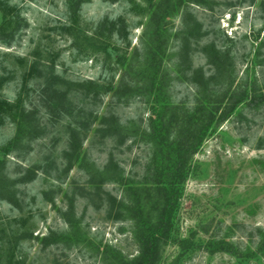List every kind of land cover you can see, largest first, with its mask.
Instances as JSON below:
<instances>
[{"label": "rangeland", "instance_id": "374dc122", "mask_svg": "<svg viewBox=\"0 0 264 264\" xmlns=\"http://www.w3.org/2000/svg\"><path fill=\"white\" fill-rule=\"evenodd\" d=\"M1 1L15 7L20 21L13 38L0 42V77L5 78L0 99L15 100L32 62L40 61L44 71L27 78L22 104L33 115L24 137L7 151L16 126L12 113L0 112V160H5L6 177L18 181L19 195L16 207L0 198V264L11 250L12 264H104L97 248L105 245L135 254L131 223L106 218L81 188L91 189V181L98 179L91 172L109 157L129 183L143 178L152 155L142 135L151 99L146 93L120 99L98 93L94 98L92 90L83 88L57 102V94L44 91L45 79L53 72L104 86L121 71L116 56L134 55L133 62L147 67L150 54L161 60L158 72L166 69L171 75L167 100L191 108L198 87L215 73L203 50L214 42L229 57L233 84L246 86L248 99L252 87L264 97V0L189 3L196 24L188 25L181 17L186 1L169 0L171 8L157 20L161 31L153 39L150 4L157 0H79L73 31L66 27L68 0ZM1 17L0 12V22ZM105 21L117 22L114 33L99 30ZM193 24L197 28L182 52L178 32ZM85 92L89 99L83 102ZM245 103L202 141L190 160L174 232L184 241H169L159 264H264V102L252 108ZM114 120L119 125L111 131ZM72 128L85 151L79 161L68 154ZM103 185L121 195V185L110 180ZM18 233L26 238L12 242Z\"/></svg>", "mask_w": 264, "mask_h": 264}, {"label": "trees", "instance_id": "16d2710c", "mask_svg": "<svg viewBox=\"0 0 264 264\" xmlns=\"http://www.w3.org/2000/svg\"><path fill=\"white\" fill-rule=\"evenodd\" d=\"M146 1L151 2V0ZM185 1L181 17L182 22L188 25L189 22L194 23L195 21L191 11H189V3H202V1ZM79 2V0L66 2L71 14L68 20L69 24L66 25L68 31H73L72 27L75 25ZM150 5L153 8L150 13V21L154 25L149 23V27L151 39H153L161 31L157 20H161L167 14L171 8V2L169 0H157ZM0 12L2 14L0 42H5L13 38L18 29L20 18L16 14L15 7L8 6L1 0ZM106 22L100 26L97 25L99 30L106 31L108 34L114 33L118 27L117 22ZM194 24L191 27L182 28L178 32L177 40H181L179 45L182 46V52H184V47L190 37H193V32L197 28V25ZM153 50H150L149 53L151 51L155 53ZM203 50L215 68V73L206 82H202L203 86L198 87L197 97L191 108L167 100L171 75L166 69L159 73L158 66L161 60L159 57L158 59L152 58L150 54L145 56L147 67H145L146 65L142 67L141 64L133 62L134 55L129 59L126 58L125 54L116 56V65L120 66L121 71L116 80H114L113 74L110 80L104 82V86L89 80L80 84V82L61 78L53 72L45 79L44 91L55 96L57 94V102L79 95L80 89L83 88L87 89V92L92 90L94 98L98 93H108L111 97L119 99L129 96L131 93H146L151 99V116L147 129L142 135L150 143L152 155L147 161L143 178L138 182L129 183L123 179L122 173L119 174L120 166L109 157L102 167L91 172L94 178L98 177L97 182L91 181V189L81 188L84 191L82 194L91 198L97 209H104L106 218L131 223V235L136 245V253L131 256L125 255L105 245L100 250L97 248V252H101V260L104 264H159L163 248L169 241L175 243L184 241L174 232L178 201L189 173L190 160L200 149L202 141L213 134L224 121H227L239 104L246 100L245 104L252 108L264 102V97L259 92L256 94L255 87H252V98L248 99L247 87L233 84L234 79L230 76L232 71L229 70L228 64L229 57L220 48H217L214 42H209L203 47ZM148 59L151 60V63ZM154 61L157 62L153 67ZM43 68L44 64L40 61L32 62L29 65V70L25 72L26 74L22 78L21 89L17 92L15 100L9 102L0 99V112H7L9 115L12 113L16 126L15 136L5 146L4 151L9 148L14 149L27 131L29 124L27 120L33 113L24 108L22 93L25 90L27 78L40 76L44 71ZM4 81L5 78L0 77V88ZM154 82L157 84L155 88L152 86ZM57 84L63 85L65 88L59 90L55 86ZM87 99H89V93L86 94L85 92L82 101L85 102ZM3 107H6L7 110H4ZM118 125L117 120H114L110 130L112 131ZM110 130L109 132H111ZM108 135L112 136L113 134ZM69 138L71 152L68 154L76 161L82 160L85 151L80 150L81 145L79 146L73 128ZM4 165L5 160H0V198H6L10 205L16 207L19 206V195L14 185L18 181H10L6 177ZM108 180L114 185L122 186L119 197L104 188L103 183ZM25 238L23 233H18L14 235L12 242L17 243ZM44 239L42 238V240ZM211 242L226 244L218 239ZM11 251L5 264H12L13 254Z\"/></svg>", "mask_w": 264, "mask_h": 264}]
</instances>
